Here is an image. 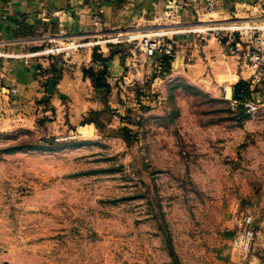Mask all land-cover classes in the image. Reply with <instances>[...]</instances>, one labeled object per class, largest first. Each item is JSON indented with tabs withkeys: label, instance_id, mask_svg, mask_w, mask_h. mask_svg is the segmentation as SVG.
Segmentation results:
<instances>
[{
	"label": "rangeland",
	"instance_id": "374dc122",
	"mask_svg": "<svg viewBox=\"0 0 264 264\" xmlns=\"http://www.w3.org/2000/svg\"><path fill=\"white\" fill-rule=\"evenodd\" d=\"M96 11L92 34L104 26ZM134 18L109 38L157 31L154 18ZM239 24H245L239 32H222L235 33L237 42L243 37V48L253 50L246 26L264 28L262 12L239 11L207 27ZM57 34L50 31L52 46ZM101 47L126 61L144 52L137 39L95 48ZM156 61L145 62L143 81L133 76L125 86L118 79L115 101L108 80L110 91L86 86L87 98L102 106L79 121L89 130L68 123L67 131L52 133L51 107L30 121L28 109L0 110V264H264V60L260 80L253 83L255 72L251 78L252 112L232 108L225 91L205 88L171 65L156 72ZM14 66L3 65L7 86ZM23 99L29 98L21 93L9 103L19 107Z\"/></svg>",
	"mask_w": 264,
	"mask_h": 264
},
{
	"label": "crops",
	"instance_id": "0c3cea01",
	"mask_svg": "<svg viewBox=\"0 0 264 264\" xmlns=\"http://www.w3.org/2000/svg\"><path fill=\"white\" fill-rule=\"evenodd\" d=\"M168 2L169 0H0V110L9 112L15 109H28L33 113L27 117L30 121L43 114H49L48 110L37 114L41 107L54 108L55 118L46 123L52 133L67 131L68 123L74 126L79 124L83 115L88 114L92 108L102 107L100 102L96 103L87 98L90 90L86 89V86L93 82L87 76L84 78V69L100 63L94 57L95 52L108 57L111 53L108 54L106 50L112 48L107 45L106 50L102 47L95 48L97 45L91 44L89 38L93 35L102 37L105 39L98 41L106 43V39L114 35L120 27L130 26L132 16L134 19L140 17L144 23L154 18L159 21L157 31L142 29L137 33L127 32L109 41H117L120 38L134 39L145 33L166 34V39L173 40L176 48V55L171 62L173 72L185 74L194 82L215 92L227 90L229 96H232L233 86L239 80H251L255 71L249 68L251 66L243 55L233 53L229 45L218 40L212 33L198 34L192 30L207 27L216 19H229L239 11L243 14H248L249 11L259 12L260 0H216L215 10L201 16H197L193 9L202 7L204 0H176L179 12L173 18L166 16ZM131 5L136 8L132 10ZM97 8L99 11H96ZM93 10L100 13L104 25L98 28L95 34L88 30L90 13ZM45 21L49 24L46 25ZM238 26L243 28L245 24ZM52 30L58 32L56 35L60 40L58 44L83 45L75 49L69 58H65L63 54L42 53L44 48L52 46L50 44ZM42 33L49 35L31 40L33 37L40 38ZM241 40L244 44L248 42L243 40V37ZM141 55L142 58L140 56L135 62L130 59L126 61V58L122 59L120 55L114 53L107 62L108 82L114 87L118 79L127 75L136 77L137 81H143L149 73L150 66H145L148 59L145 53ZM10 63L15 64L11 74L14 83L7 86L10 77L8 75L7 79L3 65ZM100 67L102 68V65ZM55 69L56 72L53 71ZM43 72L45 75L42 76ZM54 74L59 76L55 77L56 94L49 101L34 105L30 98L36 96L44 98L48 82ZM142 86L141 83H137V88L141 91ZM13 89L18 90V93H13ZM118 90L117 86L113 88V101ZM20 92L29 98L23 99L27 103L21 106L20 102L19 107L15 106V102L10 104L9 99L19 96ZM255 94L257 92L253 95ZM78 126L81 131L92 127L90 123Z\"/></svg>",
	"mask_w": 264,
	"mask_h": 264
},
{
	"label": "built area",
	"instance_id": "2783aa9c",
	"mask_svg": "<svg viewBox=\"0 0 264 264\" xmlns=\"http://www.w3.org/2000/svg\"><path fill=\"white\" fill-rule=\"evenodd\" d=\"M216 7V0H204V4L202 7H198L193 9L194 13L197 16H201L202 14H208L215 10ZM258 10L259 12H262L264 14V0H260L258 4ZM166 16L175 17L177 16L179 12V6L176 4V0H169L166 10ZM95 21L99 23L101 21L99 16H95ZM232 26V25H231ZM209 26V27H203L199 29H193L192 31L198 34H205L206 32H212L214 36L218 40H223L227 45H232V51L233 52H242L243 56L245 58H248L252 65L255 68V74L253 77V83L260 80L258 70L262 65L263 62V56H264V28H259L256 25H247L246 29L249 30L252 37V43L255 44V47L253 50H251L250 46H242L239 42L236 40L235 33L231 32L229 34L223 33L224 28L233 29L236 27L233 31L239 32L242 28L239 26ZM241 26V25H240ZM245 28V26L243 27ZM241 33V32H240ZM241 38V37H240ZM110 38L106 39V43H110L112 41H109ZM137 40H140L141 47L146 55V57L153 61L154 58H158L159 56H170L174 57L176 54V48L174 41L171 39H166V34H159V35H146L143 34V37H137L134 38ZM101 42V41H100ZM99 41L90 42L93 45H98L100 43ZM243 43V42H242ZM83 44L79 43H69V44H57L55 46H49L48 48L43 49L41 52L51 55H58L63 54L65 58H69L71 56V53L75 50L81 47ZM40 52V53H41ZM161 63L158 61L155 62V68L156 72L158 69L161 68ZM134 82V77L131 75H127L123 78V84L125 86H130ZM17 90L13 89V93H16ZM225 91V96L227 99L230 100L232 108H237L240 104V102L236 99H234L232 96H228V91ZM244 106L246 109L250 112L256 110V104L252 100H246L244 101ZM253 232H248V236H251Z\"/></svg>",
	"mask_w": 264,
	"mask_h": 264
},
{
	"label": "trees",
	"instance_id": "16d2710c",
	"mask_svg": "<svg viewBox=\"0 0 264 264\" xmlns=\"http://www.w3.org/2000/svg\"><path fill=\"white\" fill-rule=\"evenodd\" d=\"M114 52H111V54L108 57H103V55L94 53V57L101 63L102 68L100 70H96L94 67H89L84 69L85 76L91 78L94 86L98 89L105 88L106 91H110V85L107 82L106 76H107V62L113 57ZM159 60L161 61V64L165 66L166 68H170L171 65V58L170 56L163 55L159 57ZM57 71V69L53 70ZM252 82L251 80H239L234 86H233V98L238 100L240 102L237 109H245L244 101L250 100L252 97ZM90 122H95L94 120H91ZM96 123V122H95Z\"/></svg>",
	"mask_w": 264,
	"mask_h": 264
},
{
	"label": "water",
	"instance_id": "95a60500",
	"mask_svg": "<svg viewBox=\"0 0 264 264\" xmlns=\"http://www.w3.org/2000/svg\"><path fill=\"white\" fill-rule=\"evenodd\" d=\"M56 78H51L48 82V85L46 87L47 93L44 97L45 101H49L52 97V95L55 93V87H56ZM62 96H64V94H61Z\"/></svg>",
	"mask_w": 264,
	"mask_h": 264
},
{
	"label": "bare ground",
	"instance_id": "6f19581e",
	"mask_svg": "<svg viewBox=\"0 0 264 264\" xmlns=\"http://www.w3.org/2000/svg\"><path fill=\"white\" fill-rule=\"evenodd\" d=\"M146 35H150V34H148V33H145ZM140 37H143V34L140 36Z\"/></svg>",
	"mask_w": 264,
	"mask_h": 264
}]
</instances>
